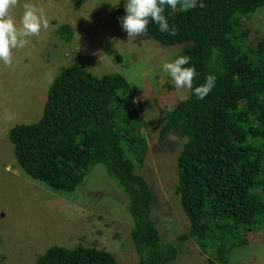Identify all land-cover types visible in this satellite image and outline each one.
Returning <instances> with one entry per match:
<instances>
[{
	"label": "trees",
	"instance_id": "trees-1",
	"mask_svg": "<svg viewBox=\"0 0 264 264\" xmlns=\"http://www.w3.org/2000/svg\"><path fill=\"white\" fill-rule=\"evenodd\" d=\"M260 8L264 0H197L188 11L165 9L175 36L160 33L154 23L146 33L161 46L182 45L174 59L190 56L186 66L198 73L194 87L216 77L203 100L189 90L158 135L159 142L170 134L184 140L174 192L188 229L177 241L192 240L207 256L204 264H229L231 253L248 245V234L264 232V41L248 46L242 26ZM55 35L70 43L73 28L59 25ZM137 94L119 74L61 67L40 119L15 125L7 137L20 169L57 193L74 192L95 166H103L126 199L137 264H171L178 243L163 240L152 214L153 190L138 173L148 142ZM33 264L118 263L97 246H51Z\"/></svg>",
	"mask_w": 264,
	"mask_h": 264
},
{
	"label": "rangeland",
	"instance_id": "rangeland-1",
	"mask_svg": "<svg viewBox=\"0 0 264 264\" xmlns=\"http://www.w3.org/2000/svg\"><path fill=\"white\" fill-rule=\"evenodd\" d=\"M110 2L116 0H17L10 10L17 27L26 6L42 11L48 27L14 50L11 67L0 63V264H33L51 246H97L118 264L138 263L130 240L126 199L103 166H95L74 192L57 193L20 169L7 137L15 125L40 119L51 81L61 67L72 64L96 76L119 74L138 88L135 104L148 142L138 173L153 190V218L164 241L178 243L177 238L188 229L174 192L176 160L184 140L170 134L164 142L158 141L167 114L189 94V90L177 91L161 71L162 64L172 61L182 45L164 47L146 34L129 37L116 17L120 11V19L126 15L125 0L115 7ZM62 24L73 28L70 43L55 35ZM242 26L246 44L255 48L264 41V8ZM248 242L231 253L229 264H264V232L248 234ZM176 246L179 254L171 264H204L207 260L192 240Z\"/></svg>",
	"mask_w": 264,
	"mask_h": 264
},
{
	"label": "clouds",
	"instance_id": "clouds-1",
	"mask_svg": "<svg viewBox=\"0 0 264 264\" xmlns=\"http://www.w3.org/2000/svg\"><path fill=\"white\" fill-rule=\"evenodd\" d=\"M119 2L120 0H116L115 4L110 3L115 7ZM16 4L17 0H0V63L6 67L13 65L15 49L23 48L28 37L38 36L43 28L48 27L44 13L30 6H26L20 26L17 27L9 14ZM196 5L197 0H125L126 15L120 19L121 27L129 37L137 38L144 36L149 24L154 23L160 33L175 36L177 29L170 26L164 14L165 9H176L179 6L182 11H188ZM190 60L188 55H178L172 61H165L161 71L166 73L177 91L190 90L197 99L203 100L216 86V77L209 75L202 85L194 87L193 81L198 78V73L194 65L186 66L190 64ZM136 83L139 85L140 81L137 80ZM155 90L159 91V87ZM8 118H12L11 114Z\"/></svg>",
	"mask_w": 264,
	"mask_h": 264
}]
</instances>
